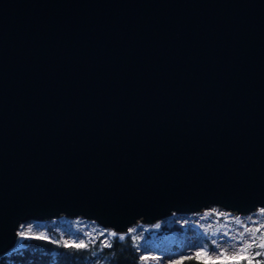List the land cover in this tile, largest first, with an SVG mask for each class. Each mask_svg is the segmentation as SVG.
<instances>
[{"label":"water","instance_id":"95a60500","mask_svg":"<svg viewBox=\"0 0 264 264\" xmlns=\"http://www.w3.org/2000/svg\"><path fill=\"white\" fill-rule=\"evenodd\" d=\"M211 206L264 207V0H0V255Z\"/></svg>","mask_w":264,"mask_h":264},{"label":"rangeland","instance_id":"374dc122","mask_svg":"<svg viewBox=\"0 0 264 264\" xmlns=\"http://www.w3.org/2000/svg\"><path fill=\"white\" fill-rule=\"evenodd\" d=\"M224 216L219 221V216ZM176 223L181 230L170 233L157 234V229L147 235V230L154 228L158 223ZM50 228L60 227L59 237L66 243H81L85 237L95 235V232H104L95 221L81 219L79 217H56L44 221H26L20 224L18 234L47 236ZM264 207L240 215L228 213L224 209L211 206L199 212L178 213L173 212L161 218L153 224H135L128 228L137 239L143 251L140 254L141 264H170L179 259L183 254L199 253V257L206 261L221 262L227 259H237L248 256L249 246H259L264 254ZM243 237V239H241ZM252 238L251 241L249 238ZM107 235L103 239L106 241ZM206 239L212 244L208 246ZM257 239V240H256ZM178 245L177 249L173 245ZM205 253H207L205 255ZM250 253V254H249Z\"/></svg>","mask_w":264,"mask_h":264},{"label":"trees","instance_id":"16d2710c","mask_svg":"<svg viewBox=\"0 0 264 264\" xmlns=\"http://www.w3.org/2000/svg\"><path fill=\"white\" fill-rule=\"evenodd\" d=\"M155 229L157 234H164L182 228L176 223L161 222L148 229L147 235L150 236ZM47 230H50L48 236L21 237L15 248L0 255V264H141L140 254L143 247L130 231L124 234L112 233L107 242H104L103 234L99 233L77 244L63 241L59 237V226H48ZM206 243L212 246L207 239ZM253 245L255 244L251 245V252H255L248 259L242 257L238 260L212 262L197 257L195 253H187L170 264H264L263 252L256 250L259 246ZM177 246L174 244L173 248L177 249Z\"/></svg>","mask_w":264,"mask_h":264},{"label":"snow or ice","instance_id":"6c2138e0","mask_svg":"<svg viewBox=\"0 0 264 264\" xmlns=\"http://www.w3.org/2000/svg\"><path fill=\"white\" fill-rule=\"evenodd\" d=\"M262 227H264V226H262ZM241 239H243V237H241ZM249 239H250V241H251L252 238L250 237ZM77 246H78V247H83L84 245H77ZM106 246H107V245H106ZM260 246H261L262 248H264V244H261ZM206 254H207V253H205V255H206ZM199 255H200V254L197 253V257H199Z\"/></svg>","mask_w":264,"mask_h":264}]
</instances>
